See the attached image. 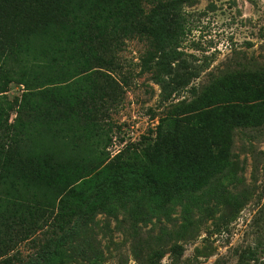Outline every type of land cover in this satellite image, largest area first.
Returning a JSON list of instances; mask_svg holds the SVG:
<instances>
[{
    "label": "trees",
    "instance_id": "1",
    "mask_svg": "<svg viewBox=\"0 0 264 264\" xmlns=\"http://www.w3.org/2000/svg\"><path fill=\"white\" fill-rule=\"evenodd\" d=\"M194 2L0 0V226L23 229L12 241L42 231V255L55 259L99 213L180 202L229 168L235 128L264 120L263 73L225 74L194 88L190 101L167 103L199 75L180 50L183 8ZM136 36L149 42L142 72L161 85L165 110L148 135L110 158L99 115L106 97L116 101L119 44ZM12 83L24 86L13 99ZM175 175L189 180L183 188ZM259 248L241 260L256 262ZM5 254L0 246V264H15Z\"/></svg>",
    "mask_w": 264,
    "mask_h": 264
},
{
    "label": "rangeland",
    "instance_id": "2",
    "mask_svg": "<svg viewBox=\"0 0 264 264\" xmlns=\"http://www.w3.org/2000/svg\"><path fill=\"white\" fill-rule=\"evenodd\" d=\"M183 11L182 61L199 75L167 103L190 101L194 88L201 91L229 73L262 71L264 81V0H195ZM118 48L116 101L106 97L99 115L111 138L110 158L148 135L166 105L161 85L142 72L148 40L129 37ZM22 88L12 83L8 96L21 95ZM185 181L175 175L172 182L183 188ZM21 229L0 226L4 257L15 264H246L241 255L258 245V260L250 264H264V120L235 128L231 164L211 186L180 202H127L99 213L77 225L55 259L42 255V231L12 241Z\"/></svg>",
    "mask_w": 264,
    "mask_h": 264
}]
</instances>
